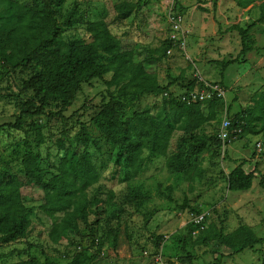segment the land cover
<instances>
[{"label":"rangeland","instance_id":"374dc122","mask_svg":"<svg viewBox=\"0 0 264 264\" xmlns=\"http://www.w3.org/2000/svg\"><path fill=\"white\" fill-rule=\"evenodd\" d=\"M46 1L27 0L37 4ZM139 1L54 0V10L59 27L73 42L88 40L86 28L90 23L106 21L111 33L130 45L134 61L154 74L161 87H168L167 92L124 101L121 111L125 120L134 112L150 111L170 126L174 134L166 155L148 160L138 176H132L123 162L116 165L117 150L92 124L101 105L117 95V88L107 84L111 74L83 84L65 112L60 113L61 104L54 102L43 115L25 117L22 128H15L20 106L34 100V92L24 89L32 74L12 71L0 62V182L19 177L24 183L23 201L39 206L43 190L39 184L22 178V160L30 152L39 155L44 179L51 180L58 174L63 150L76 146L83 124L101 148L91 150L100 180L87 191L88 200L96 198L102 203L90 208L88 222L80 223L79 234H70L59 243L50 239L52 220L37 212L31 217L27 238L0 246V264L28 260L66 264L80 251L94 257L93 264H161L156 260L159 255L164 264H264V244L255 251L228 256L230 252L207 240L211 226L223 227L225 234L248 226L257 237L264 238V136L247 134L226 148L217 138L224 106H231L232 114L247 110L253 98L264 90V19L260 8L244 5L245 0H142L140 9L128 20L116 18V5ZM171 10L183 15L184 27L190 34L186 53L173 47L169 56L164 44L171 37ZM68 15L70 26L66 25ZM4 17L1 10L0 26ZM235 26L244 30L251 27L248 45L260 50L248 54L246 63L231 65L222 75L219 63L237 58L243 61L242 39L233 31ZM193 64L204 79L221 83L227 101L218 103L217 120L197 132L212 139L208 149L187 172L178 174L167 169L166 160L176 151L177 140L183 134L172 123L166 99L179 95L193 78ZM203 110L208 115V107ZM31 125L36 130H31ZM39 133L43 139L40 145ZM256 144L262 145L260 154ZM240 163H244L247 173H256L253 186L246 192L231 193L228 176ZM134 196L141 198L130 202ZM56 217L60 219L63 214ZM199 217H203L201 225L195 222ZM113 229L119 231L116 248L110 241Z\"/></svg>","mask_w":264,"mask_h":264},{"label":"trees","instance_id":"16d2710c","mask_svg":"<svg viewBox=\"0 0 264 264\" xmlns=\"http://www.w3.org/2000/svg\"><path fill=\"white\" fill-rule=\"evenodd\" d=\"M141 2L142 0L116 5V18L120 21L128 20L140 9ZM245 2L246 6L257 5L264 19V0ZM1 10L5 17L0 26V62L12 71H29L32 74L24 83V89L34 92V100L20 106V116L13 125L15 128H22L20 124L25 117L43 115L54 102L61 104L60 113L65 112L72 106L83 84L102 80L111 74V80L107 84L117 88V95L101 105L99 112L92 118V124L117 150L116 165L123 162L132 176H138L148 160L166 155L174 134L170 126L160 122L150 111L134 112L128 120L122 118L121 111L124 101L140 100L145 96L167 92L168 87H161L154 74L148 72L142 63L134 61L130 45L115 37L106 21L90 23L86 28L88 40L73 42L68 40L65 31L59 27L54 0H47L44 4L29 3L27 0H0ZM66 18V25L70 26L71 16ZM250 28H232L242 39L240 54L243 61L237 58L219 63L222 75L231 65L246 63L245 57L248 54L260 50L248 45ZM164 45L167 51L175 47L170 40ZM196 84L190 78L179 95H170L166 99L172 123L183 134L177 140L176 151L166 160V167L172 173L187 172L193 161L205 153L212 141L208 135L197 132L209 122L217 120L220 102L214 100L193 105L184 103L182 97L194 90ZM204 106L208 107V115L204 113ZM229 113L233 127L241 125L242 136H264V90L253 98L247 110L232 114V107L229 106ZM30 128L36 130L33 125ZM38 136L40 145L43 139L40 133ZM26 146L29 148L28 143ZM100 149L87 127L80 124L76 146L63 150L58 174L49 181L44 179L40 156L27 153L22 160V178L41 186L43 201L37 207L26 204L21 195L23 182L17 176L0 182V246L27 238L31 231V217L37 212L52 220L49 234L52 242L59 243L70 234H79L80 223L88 222L90 208L102 204L96 198L89 202L87 195V191L100 180L94 153L91 152ZM255 174L247 173L244 163H240L228 176L229 192L250 190ZM171 190L170 188L169 191ZM109 196L113 199L112 193ZM138 198L141 197L134 196L130 202H137ZM167 199L171 201L169 195ZM59 213L63 214L60 219L56 217ZM211 227L208 229L207 240L212 241L217 248L230 252L228 256L247 250L255 251L256 247L264 244V238L257 237L248 226H241L230 234H225L223 227ZM110 234L112 247L116 248L119 231L113 229ZM99 244L100 241L96 245ZM218 252L215 251V254ZM93 262L94 257L80 251L66 264ZM12 264L53 263L28 260Z\"/></svg>","mask_w":264,"mask_h":264},{"label":"built area","instance_id":"2783aa9c","mask_svg":"<svg viewBox=\"0 0 264 264\" xmlns=\"http://www.w3.org/2000/svg\"><path fill=\"white\" fill-rule=\"evenodd\" d=\"M168 22L170 24L171 31L170 41L173 42V46L186 53V45L188 41L187 39L190 33L184 27L185 21L183 15L180 12L171 10L168 15ZM172 52L173 49H170L168 51V55L171 56ZM193 66L195 68L193 79L197 82V84L194 90L189 91L187 94H185L184 97H182V101L187 105L204 103L214 100L226 104L227 95L225 88L217 82L204 79L200 72H198L199 70H197L194 64ZM223 111L224 115L222 117V122L218 131L217 138L223 144L224 148H226V146H230L232 143L242 138L243 129L241 125L233 127L227 105L224 106ZM256 151L259 154L262 152L261 144H256ZM195 222L197 225H201L203 223V217L196 218ZM156 260L158 263L164 264L161 255H159Z\"/></svg>","mask_w":264,"mask_h":264}]
</instances>
